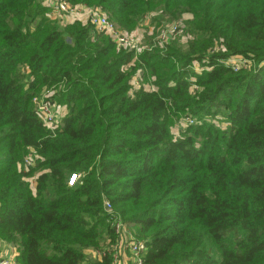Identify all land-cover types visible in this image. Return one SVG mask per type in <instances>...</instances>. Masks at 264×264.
<instances>
[{
	"label": "trees",
	"instance_id": "1",
	"mask_svg": "<svg viewBox=\"0 0 264 264\" xmlns=\"http://www.w3.org/2000/svg\"><path fill=\"white\" fill-rule=\"evenodd\" d=\"M66 1L101 7L127 32L149 12L189 14L192 38L167 48L182 62L173 70L170 54L134 57L88 25L58 26L43 0H0V240L17 248L15 263L79 264L80 248L109 231L106 196L148 239L142 264H264V0ZM237 56L251 65L225 63ZM193 59L210 69L190 90ZM52 86L68 109L54 134L33 102ZM204 112L227 125L171 132L174 119ZM30 149L36 166L24 172ZM35 173L32 190L25 178Z\"/></svg>",
	"mask_w": 264,
	"mask_h": 264
},
{
	"label": "rangeland",
	"instance_id": "2",
	"mask_svg": "<svg viewBox=\"0 0 264 264\" xmlns=\"http://www.w3.org/2000/svg\"><path fill=\"white\" fill-rule=\"evenodd\" d=\"M43 2H44V0H43ZM46 15L49 17V13H46ZM191 17H192L191 15L185 14V15H183V17L181 19H178V20H175V21H170L168 19H165V17H163L158 12H151V13L149 12V13L143 15V17L139 21V24H141V25L137 26L135 28V30H137V29L139 30L138 36L137 35L136 36L133 35V32L135 30L127 32L126 30L121 29V28H117V29L120 30L124 35H126L128 37L129 36L133 37L137 41V44H136L137 48H139L143 44H147V47L144 48V49H141L140 52L141 51L142 52H145V51H150L151 52L152 51V52H158V54H160V55L170 54L169 55L170 61L175 60V64H174L173 70H177V69L181 70L180 65L182 64V62L178 61L177 58L175 57V55H172V51L171 50H167V48L170 45L172 46L173 43H177V44H179V45L184 47V46L187 45V43L189 41H191L192 36L189 35L187 33V30H186L187 29L186 22L187 21L190 22ZM54 21H56V20H54ZM56 22L58 23V26L61 27L60 24H61L62 21L61 22L56 21ZM167 24H177L183 29V32H182L181 35H178V36L174 37L173 39L169 40L168 42L162 43V42H160L157 39V36H158L159 32L162 30V28L165 25H167ZM101 34L104 35L103 33H101ZM210 48L216 49L217 48V44L214 43V45L212 47H209L208 50ZM115 49H116L117 52L128 50V49H125V48H117V47H115ZM132 51L135 54L134 57H136V54L140 53L139 49H138V53H136L134 49ZM209 54L210 53H208V55ZM232 61L234 62V64H237L238 66H241L243 68L248 66V64L251 65L250 62L245 63V60L242 57H240V56L233 57ZM204 62H206V61H203V60L202 61H196V59H193V61L188 62V65H187V68H186L187 71H188V77H187V81L186 82H188L190 90L196 88V86H197L196 85L197 77L200 76L202 74V72H204L205 70H209L207 65H205L206 63H204ZM22 70H23V72H25V71L27 72L26 68H23ZM147 76H148V74H147ZM147 76H146L145 83H144L143 86H144V88L146 90L153 91V90L156 89L155 86L153 85L154 81H155V77L154 76H150V78H147ZM24 79L26 80V82H28V81L33 80V77H31V76L27 77V75H24ZM136 87H137V84L134 82V88H136ZM64 90L65 89L62 88V86H52V87L47 88V89L46 88L42 89L41 91H38V92H36L33 95V102L34 103H36L37 99H41V98H43V97L48 95L47 99L51 100V104H52V106L55 109V112L53 113V116H54V122L56 124V127H58L60 125V128L57 129V130L61 129L62 120H63L64 116H66V114L68 112V109L64 105V103H62V102H60L58 100V99H60L59 95ZM57 93H58V95H57ZM186 117H188V118L191 117V119L193 120L194 123L204 121V122L213 124L214 126H216L218 128H224L225 125H227L226 122L223 120V118L221 116H215V117L211 116L210 117L205 112L202 113L199 116L200 119L197 118V116H195V115L193 117L190 116V115H182V116L174 119V123H173L171 132L175 136L179 135L180 132H182L187 127V125H189V124L186 125V123H185V118ZM32 159L35 160V157L32 158ZM35 166H36V163H35V165L32 168H34ZM19 168H20V170H22L24 172H28L30 170V169H28V170L25 169L23 167L22 162L19 164ZM41 170L45 171L46 169L44 167H42ZM72 174L73 173H70V175L68 176V180H69V177ZM76 174L80 175L78 177V179H77L78 183L80 184V181L83 180V178L86 175V173L83 172V171H80V172H76ZM28 177H26L25 180L29 184L30 180L36 179L37 173L33 174L32 176H28ZM103 198L107 199L106 196H103ZM106 216H107V221L109 223V231L103 232V234L101 235V240L98 243V246H93L92 245V246H84V247L80 248L82 250V253H83V258H82V260H81V262L79 264H94L93 262H95L98 259L99 255L101 256L102 252H105V254H108L110 252V247H109V244H106V242H105L106 239H109L110 241H114V240L118 239V240L123 241V242H125L127 239H129L131 242H137V241L145 242V241L148 240L145 237H143V240H142L141 237L137 236L138 234L136 233L135 228H133L132 226H128L126 224L124 225V227L122 229V232L119 235H116L114 230H113V228L110 226V223H111L110 217L107 214H106ZM89 222L92 223L93 220L91 219V220H89ZM123 242L121 244V250L118 253H121L123 251H124V253L128 252V248L126 246H128L129 243L125 244ZM10 245L11 244L4 243V242H2L0 240V253L2 254V256L4 254H6L7 255L6 257L10 261H13L14 260V258H13L14 255L17 254V248H13L11 250V249H9ZM47 251L49 252L50 249H48ZM129 258H130V255L127 254V256H126V264H130V261H129L130 259Z\"/></svg>",
	"mask_w": 264,
	"mask_h": 264
},
{
	"label": "built area",
	"instance_id": "3",
	"mask_svg": "<svg viewBox=\"0 0 264 264\" xmlns=\"http://www.w3.org/2000/svg\"><path fill=\"white\" fill-rule=\"evenodd\" d=\"M46 2V7L48 8L49 17L51 19L61 22L66 16L77 15L83 11V19L85 21L84 24L90 26L94 34L103 33L104 35L108 36L117 48H125L130 50L134 49L135 52L138 51V48L136 46L137 41L133 37H128L124 35L120 30H118L114 26L112 21L109 20L106 12L102 10L101 7H92L83 4H70L66 0H46ZM182 32L183 29L179 25L167 24L159 32L157 39L160 42L165 43L173 39L174 37L181 35ZM225 63L233 65L235 68L238 67L237 64H234L232 58L227 60ZM140 76L141 73L138 71L136 73L135 78H133L131 82L133 88L134 82L137 84L136 88L140 86ZM47 97L48 95L41 99H37L35 103V108L37 116L41 121L42 125L48 130H50L52 133H54L57 129L60 128V125L56 127L53 116L55 109L51 104V100H48ZM185 123L186 125L192 124L193 120L191 118L186 117ZM34 157L35 155L32 150H28V153L23 157L22 161L23 167L25 169H31L35 165V160L32 159ZM79 176V174L73 173L67 181V186L71 187L78 185L79 183L77 179ZM35 184L36 179L30 180L29 185L32 190L35 189ZM102 207L104 213L107 214L111 219L110 226L113 228L115 234L119 235L122 232V229L126 223L123 221L120 215H118L114 211L109 201L105 198L102 200ZM105 242L106 244H109L110 247V252L107 254L111 256L110 264H126L127 254L130 255V264H142L143 255L146 250L145 242H131L129 239H127L125 242L120 241L118 239L114 241L106 239ZM122 242L125 244L129 243L128 246H126L128 248V252L126 253H124V251L118 253L121 250ZM9 249L12 250L13 247L9 246ZM104 255L105 252H102L101 256H98L97 260H101ZM6 256V254L2 256V254L0 253V264H16L14 260L10 261Z\"/></svg>",
	"mask_w": 264,
	"mask_h": 264
},
{
	"label": "crops",
	"instance_id": "4",
	"mask_svg": "<svg viewBox=\"0 0 264 264\" xmlns=\"http://www.w3.org/2000/svg\"><path fill=\"white\" fill-rule=\"evenodd\" d=\"M43 6H47V2H46V0H44V2H43ZM48 13V12H47ZM84 16H83V11L81 12V13H79V14H77V15H69V16H66L64 19H63V21L61 22V27H64V26H66V25H68V24H71V23H73V22H79V23H81L82 25H85L84 24ZM141 24H139L138 26H140ZM135 30V29H134ZM138 33H139V30L137 29V30H135L134 32H133V35H137L138 36ZM95 35V34H94ZM93 34L91 35V38L94 36ZM147 47V44H143L142 46H140L138 49H139V52H140V50L141 49H144V48H146ZM136 53H138V51L136 52Z\"/></svg>",
	"mask_w": 264,
	"mask_h": 264
}]
</instances>
